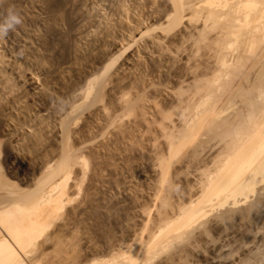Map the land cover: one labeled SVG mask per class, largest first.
I'll return each mask as SVG.
<instances>
[{"label":"bare ground","instance_id":"1","mask_svg":"<svg viewBox=\"0 0 264 264\" xmlns=\"http://www.w3.org/2000/svg\"><path fill=\"white\" fill-rule=\"evenodd\" d=\"M85 1L0 0V23L5 21L10 11L22 18L20 25H17L13 30H9L8 34L3 39H0V264H150L151 258H155L158 255L157 252L162 253L163 250L165 253L166 250L164 249L172 247L168 246L172 239L175 237H180L181 239V237L185 236V232H188V229H192L199 221L206 219L211 211H217L219 207L225 208V206H230L231 204V207L236 208L243 205L246 206L249 203L251 194H256L259 191L258 188L264 186V0H238L235 3L233 7L235 10L232 8L233 11L236 15L240 12L244 13L243 15L241 13V17L244 16V19L240 17L241 25L239 23L237 25L236 23L240 19L238 16L234 17V21H236H233L235 26L231 29V36L233 35L235 39H232L225 46H228L231 50L234 49V52L235 50L239 51L237 52V57H235V54V56L230 54V56L233 55V58L230 57L231 60H229L230 58L227 59V57L223 58L224 60L222 59V68L225 67V71L224 69L222 70L225 76L220 71L218 76L222 75V77H217L219 80H216V85L213 84L215 87L210 84V89L209 85L206 84L211 91L209 95H207L209 91L206 92L207 94L204 93L208 97L204 95V98H207L198 104V106L201 104V111H198L200 110L197 109L199 107L196 108L198 111L196 117L187 128H184L186 130L183 129L181 134L173 135L175 139L171 138L170 135V141L167 138L169 134L168 136L165 134L164 136H167V139H165L164 144L160 143L158 150H154L152 146L154 153L153 151H151L152 153L149 152L151 148L147 144L151 143L150 141L152 140L145 144L153 136L149 137L143 129L142 132L138 128L146 127L147 125L144 120L145 116L140 114L148 104L146 100L141 98V95L137 94L136 99H131L130 101L122 100V102L127 103L119 102L117 107L113 105L114 100L112 99L114 98L106 97L105 92L103 93L105 96H102L103 91L100 92L102 88H100L101 90L98 93L93 92L95 90H93L94 86L88 93L86 92V98H81L82 100L79 98L78 100L74 99L78 89L73 86L72 89L67 90H64V87L62 89L65 91L64 94L61 90L60 92L63 95L59 96L58 94L56 95L58 98H56L51 94L52 92H49L51 89L47 88L48 85L43 82V77L41 76V78L39 73L38 75L35 72L32 73V71L31 74L26 67L24 69V66L7 54L8 50H10L11 53H16V55L17 53L22 56L25 55L28 59H32L36 66L38 65L44 70L46 75L54 79L57 77L58 80L63 78V76H59L58 72L63 69L61 68L63 65H60V69H57L59 67L57 63L63 64L62 61L68 60L71 64V56H74V53L79 50H76V43L82 41H77V38L87 36L84 34L87 29L84 27L85 30L81 26L85 30L83 32L80 27L85 22L84 19L90 16L92 11L89 13L88 8L87 11L86 6L89 4ZM207 2L203 3L204 6H207V4L209 6L210 3L212 4L210 6L213 7V3L216 0H208ZM227 2L229 3L230 1ZM228 3L226 4L228 5ZM221 5L224 10L227 8V5ZM31 9L34 11H30ZM39 11L45 15H41ZM91 16L94 18L93 15ZM98 17L96 16V18ZM91 19L90 17L89 21ZM93 23L95 22H92V25ZM78 24H80V32H77ZM84 26L87 27L85 24ZM222 31L224 32V30ZM218 38L221 39V37ZM222 40L224 41V39ZM216 44L218 45V43ZM220 44L222 46L223 42ZM230 49L225 52H228V56ZM83 51L86 52L85 50ZM224 51H221L223 57ZM111 53V50H107L106 54L109 56ZM76 54L75 58L78 56ZM219 58L221 57L219 56ZM55 60H57L55 64L58 67L53 66L54 64L51 65ZM73 60L76 61V59ZM33 62L30 63L33 65ZM73 62L71 65H73ZM79 62L81 63V61ZM41 69H38L39 72ZM63 70H66L65 67ZM118 76L120 80H117L118 84L115 82L117 85L116 87L114 85L110 94L114 93V95H117L127 85L131 87L127 81L132 77L129 79L130 76H127L129 80L124 81L121 80L120 75ZM45 77L44 81H46ZM48 78L46 79L50 81ZM87 78L90 77L85 79ZM19 79L26 80L24 82L26 85L27 83L33 85L34 92H30L31 94L25 92V88H23L21 83L23 81L20 80L19 83ZM211 82L215 83L214 79ZM199 83H201V80ZM202 85L203 82L200 87ZM242 85L243 88H241ZM24 87L26 86L24 85ZM204 88L206 87H202L201 90ZM237 88L239 90L236 92ZM197 91L199 92V90ZM93 93L98 94L93 99L92 105H98L97 107L94 106V108L96 107L95 109L89 105L91 102L88 103L89 100L94 98ZM158 93H161V91L158 90ZM124 96L123 99L125 98ZM80 97H83V95H80ZM105 97L107 100H112L109 103H111V106H116V109L118 108L121 111V109L125 108L127 112L131 111L139 115L137 122L135 121L136 124L133 123L135 124L133 127L127 123L118 124V119H113L111 115L112 110H107L110 112L109 114L102 107L103 105L97 104L99 101L96 102L99 98L100 100H106ZM79 100L84 102L77 103ZM119 100L121 101V97ZM107 102L105 101L104 107L108 104ZM34 103L37 104V107H40L38 113H33L34 118L37 120L35 122L41 121V123H44L45 120L53 118H58L59 121L63 120L60 123L62 128L58 124H54V128L52 125V128L51 126H46V128H51V131L53 129L55 133L59 132V130L62 131L65 140L76 131L75 127L74 131L71 129V133L70 124H65V116H76L75 113L77 114L82 108L85 111V106H88L86 107L87 109L90 107L93 112L89 116L91 120L89 122L85 120V124H83L82 118L79 121L83 112L77 115L79 118L76 116V119L78 118L79 120L72 119L74 122L76 121L75 125L77 124V127L83 122V126L81 124L80 127L82 126L81 134L84 137H78L84 138L83 141L76 138L77 135L75 136L74 134L76 132L73 133V137L70 136V138L78 140L76 141L78 146L73 140L78 152L76 150L74 153V146L70 144L71 142H68V138V144H66L72 146V152L69 147L66 150L71 153L67 151V154L65 153L66 155H63L61 159H56L60 157V153H57L58 150L54 149L56 146L52 145L51 141H49V144L47 142L45 144L42 143L44 146H39L43 148H39L42 149L40 150L41 153L39 152L40 157L37 154V157L32 155L33 159L29 157L30 160H26L22 167L17 165L24 168L22 172L18 169L20 167L17 168L21 172V175H19L20 172L16 173L14 168L17 167L14 166L17 161L13 160L14 157L19 158V148L25 146V139L35 136L34 139H31H38L36 141L39 142V139L43 138L44 135L46 136L47 132L40 134L37 127H34L35 129L27 127L28 129H26L25 123H22L21 117H23V114L29 113L27 111ZM122 104H124L123 108L119 109ZM108 105L107 107H110ZM234 108L238 110L239 119L231 121L233 117L228 113L232 110V112L236 111ZM116 112L119 114L117 110ZM27 117L25 116V122ZM98 118H102L101 122ZM236 121L238 122L236 123ZM32 122L34 124V121ZM39 124L37 123V125ZM45 124L43 127V124L39 126L45 129ZM225 124L232 126L233 129L220 132ZM32 125L30 124V126ZM72 125H74L73 122ZM92 125H95L94 127H97L98 131H94L95 129H92ZM79 128L77 129L80 130ZM53 132H51L52 135ZM216 132H219L220 135ZM212 133H214V137L211 135ZM148 134L151 133L148 132ZM207 135H210L209 138L212 142H215L214 148L218 146V143H223L220 144L222 145L221 148L215 152L212 159L206 160L209 162V166H204L202 169L208 168L205 169L207 171L203 176H198L200 174L198 173L199 169L197 170L198 174L194 171L197 174L195 177H199L196 181L197 183H193L194 180L193 182L190 181L186 190L185 188L182 190L185 187L182 185L181 190L178 188L179 186H176L177 188L173 186L175 189L172 188L170 193L167 192L172 187V184H175L172 178H180L177 166H180L183 161L188 159L191 154L190 151L197 149V145ZM54 140L56 139L53 137ZM27 142L28 145L25 147L29 149L32 147L29 146L31 141ZM37 143L35 142L34 144L33 142L36 147ZM33 148L30 151L35 153L38 148L37 150L34 148L36 151ZM21 149L20 151L25 150V148ZM59 149H63V147ZM33 156H35V159ZM76 159L81 163L78 164L84 165L87 167L85 169L89 171L86 175L88 176L86 177L88 182L83 179V183H86L85 186H83L85 183L83 184L77 177V172H74L75 168L79 167H77L78 161ZM23 161L25 160H22L21 163ZM206 161L205 165L208 163ZM12 166L16 175L14 176L12 172L15 178L12 175L10 176L16 180L10 179L5 174L10 170L8 171L4 168L9 169ZM146 169L150 171V173L148 172L149 174H147ZM182 169L184 170V168ZM181 170L179 171L181 172ZM79 172L80 174H78L81 175V171ZM39 178L43 179L37 182ZM179 178L176 181L178 180L179 182ZM135 179L138 181L135 182ZM148 179L150 184L154 182V192H151L152 195L148 194L150 195L148 196L150 200H144L142 203V198L145 197V188L153 185L148 183L147 187H143ZM134 182L135 184L137 183L136 186ZM170 182H172L171 186ZM191 182L193 184H190ZM29 183L35 186L36 189H33ZM176 184H182V182H176ZM262 190H264V187ZM165 192L168 194L166 193V195ZM165 196H167L166 199L164 198ZM159 200L166 201L163 203L161 201V204L164 205H159L157 203ZM153 208L158 210L157 214H155L156 211ZM137 218H140L138 220L140 223H138ZM134 222L136 223L134 224ZM120 234L121 236L125 234L124 239L122 238L123 243L120 241ZM173 244L170 243L169 245ZM153 260L155 261V259ZM168 260L170 261V259ZM168 260H166L167 263L166 261L164 262L168 264ZM160 262V264L164 263Z\"/></svg>","mask_w":264,"mask_h":264},{"label":"rangeland","instance_id":"2","mask_svg":"<svg viewBox=\"0 0 264 264\" xmlns=\"http://www.w3.org/2000/svg\"><path fill=\"white\" fill-rule=\"evenodd\" d=\"M86 1H87V4H89L86 6V9L87 8L89 9V13L91 10L92 11L90 13V16H88L89 18L87 17L84 19V21L86 22V20H87V22L85 23L84 21H81V22H84V23H82L83 25L78 24V27H77L78 29L77 28L76 29H77V32H80L81 30H83V32H84L87 29L85 32L88 34L84 33L87 36H81V37L77 38V41H80V40H82V41L84 40V41L78 42L79 44L76 43V50H78V49L79 50L74 53V56L76 53H77L76 55H78L76 58L73 55L70 58V59H72L71 64L74 61L73 65H71L68 60L65 62L62 61L63 64H59V62H58L57 65L59 67L55 64L57 62V60L53 61L54 63H52V64L50 63L51 65L54 64L53 66H57L58 67L57 69H60V65L61 66L63 65L65 67L66 70H63L64 67L62 66L61 68H63V69L58 71L60 74L59 76L60 77L63 76V78H60L58 76L60 78V80H58L57 77H55L56 79H54V78H51L50 76L46 75L44 73L45 72L44 70H42L37 65L39 67L38 68L32 59L29 58L30 59V61H29L28 57H25V55H23L24 57L21 54L19 55V53H17V55H16V53H11L10 50H8L10 52V54H9V52L7 54H8V56H11L12 59L17 61L20 65L24 66L23 67L24 69L26 67V69L30 73L32 71H33L32 73H34V72L37 74L39 73L40 75L39 74L38 75L40 77L41 76L43 77V78L41 77L43 79V82L45 84H47L48 86L49 85L51 86V87L47 86V88L51 89L50 91L49 90L48 91L50 93L52 92L51 94H53L54 97H56V95H58V94H59V96H62L65 92L64 90L72 89L73 86H75L74 88L78 89L77 93H79L81 96L83 95V97H80L79 94L77 96V93H76V96L74 99L78 100V98H79L80 100H82L84 97L86 98L87 93L89 92L90 89H92V86H94L93 90L94 89L95 90L93 92L98 93V91L101 90L100 88H102V90L100 91V92L103 91L102 96L105 94V95H107L106 97H108V98H114V99H112V100H114L113 105H116L118 107L119 102L123 103L124 101H130L131 99L132 100L136 99L137 94L139 96L141 95V98L146 100L147 104H148L147 107L145 108V110H143V112L140 114V115L143 114L145 116V117L144 116H142V117L145 118V119L144 118L143 119L145 120L147 125H146V127H138V128H140V130L142 132L144 130L149 137L153 136L151 138L148 137L149 140L146 141L145 144L147 142H149L150 140H152V141H150L151 143H147V144H149V147L151 148L150 151H149V149H148V151L149 152L153 151V153H154L155 152L154 150L159 149L158 147H160L161 142H162L161 144H164V142L166 141L165 139H167V138H169V140L171 141V138L173 137L174 134H176V135L181 134L183 132V129L187 128L189 126L191 121L198 114V111L200 112L202 109L200 107L201 104H200V106H198V104L202 103L208 97L207 95L210 94V91H211L210 90L211 89L210 84H212V86L215 87L216 82H217L216 80H219V78L217 79V77L221 78L222 75L225 76V73L222 70V69H224V71H225V67L222 68L223 67V65H222L223 60L226 57H227V59H229L230 57L233 58L234 54L236 55V56L235 55L234 56L237 57V55H238L237 52H239L237 50H235V52H234L233 51L234 49L231 50L228 46H225V45H227L228 42L232 41V39L233 40L235 39V37H233V35L231 36V33H232L231 29L233 26H235L234 22L236 21V20L234 21V19L236 18V16H238L240 19L239 20L240 22L237 21L236 24L238 25V23H239L241 25V18L244 19V16L243 17H241V16L244 13L240 12V13H238L239 15L238 14L236 15L235 12L233 11V9H234L233 7L235 6V3L238 0H233V1L227 0V1H230L229 3L225 0H218V1L216 0V2L213 3L214 4L213 7L210 6V5H212L210 3H209V6H208V4H207V6L206 5L204 6L205 2L208 3L207 2L208 0H86ZM220 3L225 4L224 6H226L227 5L226 3H228V5H230V6L227 5V8H225V10H224L223 6ZM88 9H87V11H88ZM32 10L33 9H31L30 11H32ZM210 10H212V11H210ZM40 13L43 16L45 15L42 12H40ZM89 13H88V15H89ZM241 13H242V15H241ZM98 14L100 15L99 17H98ZM91 15H93L94 18ZM95 15L98 18H96ZM225 15H226L227 20L225 19ZM90 17L93 19V21H92V19H91V21H89ZM220 17H221V20H220ZM223 18H224V20H223ZM94 19H95V21H94ZM97 20H99V21H97ZM81 22H79V23H81ZM92 22H95V23H93L94 26L92 25ZM98 23H99V25H98ZM84 24L87 25V27L84 26ZM95 24H97L98 26ZM79 25H80V27L82 26L83 28L85 27L86 29L84 28L85 29L84 30L81 27V30H80ZM67 29L69 30V28H67ZM97 29L99 30V32ZM92 30H93V32H92ZM222 30H224L225 33ZM218 37H221V39ZM79 38H81V39H79ZM222 39H224V41ZM77 41H75V42H77ZM218 41L223 42L222 46L220 44L221 42H218ZM88 42H89V44H88ZM224 42H226V43H224ZM216 43H218V45ZM78 45L81 47H79ZM219 48H221V49H219ZM225 49H226V51H228V49H230L229 56H228V52L225 53L226 52V51H224ZM83 50H85L88 54L86 52H84ZM107 50H111V52H112L111 55L108 56V54H106ZM79 51H80V53H79ZM221 51L222 52L224 51V57H223V54ZM11 54H13V55H11ZM230 54H233V55L230 56ZM84 55L86 56V58ZM87 56H88V58H87ZM219 56L221 58H219ZM104 58H105V60H104ZM231 58L229 60H231ZM73 59H76V61ZM79 61H81V63ZM82 61L85 63L83 64ZM30 62H33V65L35 68L32 67L33 65ZM64 63H66V64H64ZM76 64L79 66H77ZM36 67H37V69H36ZM98 67H100V68H98ZM38 69H41V71L39 72ZM220 71H222L224 74H222L221 76H218V73ZM63 73H65V74H63ZM123 73H125V74L123 75ZM87 75H89V76H87ZM118 75H120L121 80H124V81L129 80L132 77L129 81H127V82H129V85H131V87L127 85V87H129V88L125 87L127 89L124 88V90H121L120 92L121 93L123 92V94H121V93L120 94L118 93L117 95H114V93L110 94V91L113 90L114 85L116 87V85L118 84L117 80L118 81L120 80L119 79L120 77ZM219 75H220V73H219ZM45 76H48L50 78L45 77ZM125 76H126V78H125ZM127 76L128 77L130 76L129 79ZM44 77H45L46 81H44ZM86 77H90V78H87L88 79L87 80V79H85ZM46 78L50 79V81H48ZM212 79H214L215 83L211 82ZM20 80L23 81V79H19V81H18L19 83H20ZM55 80H58V81H55ZM200 80H201V83H199ZM25 81L21 82L23 85V88H25L24 89L25 92H27L28 94H31L32 92H34L33 91L34 86L27 83V82H26L27 83V85H26L24 83ZM202 82H203V85L200 87V84H202ZM204 83H205V86H204ZM142 84H144V85H142ZM195 84H196V86H195ZM206 84L209 85L208 87H210V89L207 87ZM213 84H215V85H213ZM24 85L26 87H24ZM217 85H219V84L217 83ZM100 86H102V87H100ZM140 86H142L143 88ZM64 87H65V89H64ZM68 87H70V88H68ZM137 87H139V89H137ZM195 87H197V88H195ZM202 87H206L209 90L206 88L201 90ZM140 88H141V90H140ZM241 88H243V85L241 86ZM62 89H64V90H62ZM158 90H160L161 93H158ZM197 90H199V92ZM237 90H239V88L236 89V92H237ZM60 91L63 92V94ZM208 91H209V93L207 94L206 92H208ZM100 92H99V94H101ZM204 93H206L207 95ZM124 94H125V96H124ZM97 95L98 94L93 93L94 98H92L88 102V103L91 102L89 105L91 107L93 106L92 107L93 109H95L98 106V105L97 106L92 105L93 99H95L96 98L95 96H97ZM201 95H203V96H201ZM204 95L207 97L204 98ZM110 96H114V97H110ZM123 96L125 97L124 99H123ZM106 97H105V99H106ZM120 97H121V101L119 100ZM56 98H58V97H56ZM126 99H128V100H126ZM80 100L77 103H83L84 102V101H80ZM103 100H100V98H99V99H97L96 102L99 101L97 104H99L100 106L103 105L102 107L105 108L106 111L112 110L111 115L113 116V119H118L117 120L119 122L118 124L127 123L131 127H133L136 124V122H137L136 120L139 118V115H136V113L134 114L131 111L127 112V109L123 108L124 104H122V107H119V109L123 108V110L121 109V111H120V110H118V108L117 109L115 108L116 106H113V105L111 106V103H109V102H112V100L106 99V100H104V102H103ZM115 100H119V101L116 102ZM122 100H124V101L122 102ZM105 101L106 102L108 101L107 103L110 105H108V104L107 105L110 107H107V105L104 107V104H106ZM96 102H95V104H96ZM100 103H102V104H100ZM34 104H32V106ZM195 105H197V106H195ZM32 106L27 111L29 113H27L26 115L23 114V117H21L22 123L23 124L25 123L24 125H25L26 129H28L27 127H32L31 129H35L34 127H37V129L39 128L40 134H43L47 131L46 136L47 135L48 136L46 137L44 135L43 138L41 137L42 138L41 139L40 138L41 135H40L39 136V138H40L39 142L36 141L38 139L33 140L35 136L29 137L28 138L29 140L25 139V141H24L25 146L28 145L27 141H29V142L31 141L29 143V146L36 148V150L38 148V150H37L38 153L34 148L33 149L36 152L32 153L30 151V149H32V147L29 149L27 147V149H26L25 146H23V147L21 146L20 148H22V149L25 148V150L23 149V151H20V148H19V150H18V155H19L18 157L19 158H16V157L13 158V160H16L19 163L17 164V162H16V165H14V166L21 165V167H22L23 164L26 162V160H30V158L33 159L32 155L36 156V154H37L39 156V154L41 153L40 150H42L43 149L42 147L44 146L42 143L45 144L47 142L49 144V141H51L50 143H52V145L54 144V146H56L54 149L56 151L58 150L57 153H60V157L57 156L59 158H56V159H61V157L63 155L67 154V151L72 152L73 148H72V146H70V144L74 146L75 150H73V151L75 153V151L77 150L76 149L77 147H75L76 146L75 144H77L76 141H78L77 139H79L80 141H83V139H84V138L82 139V137H84V136H83V134H81V129H82L81 127L83 126V124H85V120H87L88 122L91 120V119H89L91 112H93L91 110V108L89 107L87 109L86 107H88V106H85L84 107L85 111L82 110L83 109L82 108L81 109L82 111L80 110L77 112V114L75 113V115L77 116L78 114H80V112H83V113H81L82 116H80V118H79V116H77L80 120L78 118L76 119V116H73V115L68 116V117L65 116L66 117V118L64 117L65 119L63 118L65 121V124H70L71 133H72V130L74 131V128L76 127L75 128L76 131H74L76 133H74V132L73 133L75 134V136L77 135L76 136L77 139L76 138H73V139L70 138V136L73 137L74 134L72 133L73 134L72 135L69 133L70 135L68 136V138H69L68 142H71V143L69 145H67L68 144V142H67L68 138L66 140L64 139L65 136L62 133V131L59 130V132L57 131L56 133H55V131L53 132V129L51 131L52 126H53V128L55 126L54 124H56V125L58 124L59 126L61 125V128H62V124H60V123L63 120L59 121L58 118H53V119H49L51 121L47 120L49 123L45 120L46 124L44 121H43L44 123H41V121L35 122L36 119L34 118L33 113H35V112L38 113L40 110V107L39 106L37 107V104H35L33 107ZM94 106H96V107L94 108ZM112 107L114 109H116L119 112V114ZM197 107H199V108H197ZM108 108H112V109H108ZM196 108L197 109L201 108V109L197 111ZM237 108H238V106H237ZM237 108H234V109H236V111L232 112L233 111L232 110L228 113L229 115H231L233 117L231 121H234L235 119H239L238 114H237V111H238ZM30 110H31V112H30ZM89 110H91V111L89 112ZM113 110H114V114H113ZM191 110H193V111H191ZM109 111H107V112H109ZM88 113H89V115H88ZM109 114H110V112H109ZM27 115H28V117H27ZM114 115H115V117H114ZM25 116L27 117L26 118L27 123L25 122ZM72 117H74V118H72ZM119 117H121V118H119ZM244 117H246V116L244 115ZM81 118H82V121H84V123L81 122V124L83 123L82 126L80 127L81 124L80 125L78 124L79 126L77 127L76 126L77 124L75 125V123L77 120L81 121ZM72 119L73 120L75 119L76 121L74 122ZM98 119H100L99 121L101 122L102 118H98ZM32 121H34V124ZM99 121L97 120L98 123H99ZM72 122L74 123V125H72ZM102 122H103V120H102ZM237 122L238 121H236V123ZM37 123L38 124L40 123L39 124L40 126L43 124L42 127L45 124V129H43L42 127L37 125ZM78 123H80V122H78ZM133 123H135V124H133ZM26 124H29V125H26ZM30 124L31 125L33 124V125L30 126ZM186 124H188V125H186ZM46 126H49V127L51 126V128L50 129H49V127L46 128ZM94 126L95 125H92V129L93 130L95 129L94 131H98V128L94 127ZM40 128H41V130H40ZM77 128H79L80 130H78ZM96 128H97V130H96ZM145 128H147V129H145ZM42 129H43V131H42ZM176 129H177V131H176ZM228 129L232 130L233 128H232V126L225 124L222 127L220 132H222V131L226 132ZM29 130H30V128H29ZM184 130H186V129H184ZM51 132H53V135ZM148 132L151 134H148ZM216 133L220 135L219 132H216ZM165 134H167V136L169 134V137L166 136L167 137L166 138L164 136ZM170 135H171V138H170ZM211 135L213 136L214 133H212ZM55 136H58L59 138L55 137ZM80 136H82V137L78 138ZM209 136L208 135L204 136L203 139L201 140V142L199 143V145H197V149H195V150L192 149L190 151L191 154L188 156V159H186V161H183V163L181 164V165H183L182 167H181V165L177 166L178 172H179L178 174L180 175V178L179 177L172 178V179H174L173 182H175V184L174 183L172 184V187H170V190L168 189L169 188L168 187L167 192L170 193L172 188L173 189L177 188L176 186H179L178 188H180V190L182 189L181 187L185 186V187H183L182 190H184V188L186 190V188L188 187V183L190 181L193 182V180H194L193 183H197L196 181L199 178L198 176L204 175V173L207 171L205 169H208V168H204V169H202V168L204 166H206V167L209 166L208 161L211 160L212 156L215 154V152L221 148L222 145H220V144H223V143H220V144L218 143V146L214 148L215 142H212V140L209 138ZM53 137L56 140L53 141ZM31 138H33V139H31ZM45 138H47V139H45ZM152 138L155 140L153 141ZM161 139H163V140H161ZM32 140H33L34 144H35V142L36 143L38 142L37 147L33 144ZM40 140H41V142H40ZM73 140L75 141V144H74ZM62 141H63V143H62ZM152 142L154 145L152 144ZM210 142H212V143H210ZM38 144H40V145H38ZM39 146H42V147H39ZM77 146H78V144H77ZM152 146H153L154 150L152 149ZM154 146H155V148H154ZM62 147H63V149H59ZM69 147H70V149H69ZM39 148H42V149H39ZM66 149H69L70 151L66 150ZM76 152H78V150ZM61 153H63V154L61 155ZM25 155H27V156L25 157ZM35 156H33L34 159H35ZM22 160H25V161H23V163H21ZM76 160L78 161L77 167L78 166L79 167L77 168L78 170L75 168L74 172L75 173L77 172L76 173L78 175L77 177L79 178V180L82 181V183H83V179H86V181L88 182V178H86L88 176H86V175H87V173H89V171L87 169H85L87 167H85L84 165H80L81 164L80 161L78 159H76ZM206 160H208V161H206ZM56 161L58 162V160H56ZM205 161L208 162L206 165L204 164ZM78 163H80V164H78ZM184 164L186 167L184 166ZM55 165H57V164H55ZM18 167H20V166L14 167L16 170L13 168V166L10 167L11 169L10 168L9 169L4 168L8 171L10 170L9 172L5 173L7 175V177H9L10 179L13 180L15 178L14 176L16 175L13 172V170H15L16 173L20 172L17 170ZM21 167L18 169L21 170V172H22V169H24V168H21ZM181 168H184V170L182 169L183 170L182 171ZM83 169H84V172H83ZM85 170H87V171L85 172ZM179 170H181V172ZM197 170H198V173H200V174L197 173ZM79 171H81V175H79L80 174ZM146 171H147V174L150 173L149 170L146 169ZM194 171L198 174L197 177H195L197 174ZM21 172L19 173V175H21ZM190 173H192L191 174L192 176L190 175ZM194 173H195V175H194ZM76 174H74V175H76ZM178 174L176 173L177 176H179ZM10 175H12L14 178ZM193 175H194V177H193ZM178 178L182 182V184H176V182L180 183V181L179 182H178V180L176 181V179H178ZM41 179H43V178L37 179V182H38V180H41ZM14 180H16V179H14ZM136 181H138V180L135 179V182ZM148 181H149V179L146 180V184L143 186L144 188L150 182V181L149 182ZM135 182H134V184H135ZM192 182L190 184H193ZM171 183L172 182L169 183L170 186H171ZM136 184H135V186H136ZM152 184H150V185H152L153 187L148 186L150 191H148L149 190L148 188H145V190L143 188V190L145 191V197H144L145 199L142 198V203L144 200H147V201L150 200V198H148V196L152 195L151 192H154V189H153L154 188V182H152ZM85 185H86V183L83 186H85ZM173 186H175V188ZM31 187H33V189L34 188L36 189V187L33 185H31ZM150 187L152 188V191H151ZM263 187L264 186H262V187L260 186V188H258L259 191H257V193H256L257 195L251 194V196H250L251 198L249 200V203L246 206L243 205V206H239L238 208H236V207H231V205H232L231 204L230 206L229 205L225 206V208L223 207L224 209L219 207V209H217V211L216 210L211 211L210 215L206 219L201 220V222L199 221L200 223L198 222V224H195L192 229L191 228L188 229V232L187 233L185 232V234H184L185 236L181 237V239H180V237H175L174 239H172L173 241L171 240L170 243L171 244L174 243V244L173 245H169L170 243L168 244V246H172V247H167V249H164V250H166L165 253L163 250H162V253L159 252L160 254H164V255L161 256L157 252L158 255L155 254L156 255L155 258L154 257L151 258L152 260H150V264L153 262H154L153 264H155V263L160 264L161 263L160 261H162V263H163L164 261H166L168 259H170V261L168 260L169 261L168 264H264L263 263L264 262V190H262ZM167 192H165V194ZM148 194H150V195H148ZM166 197L167 196H165L164 198L166 199ZM161 201L163 203L166 200L165 201L161 200ZM161 201L159 200L157 203L160 205ZM161 205H164V204H161ZM153 209H155V208H153ZM154 211H156V213L155 212L154 213L157 214L158 210L155 209ZM138 220H140V218H137V221ZM136 222H134V224ZM138 223H140V221H138ZM120 236H121V234H120ZM123 237H125V234H123L120 237V241H122V243L124 242ZM182 238H184V239H182ZM175 241H176V243H175ZM181 252H183V253H181ZM153 259H155V261ZM182 261H183V263H182ZM166 263H167V261H166Z\"/></svg>","mask_w":264,"mask_h":264},{"label":"clouds","instance_id":"3","mask_svg":"<svg viewBox=\"0 0 264 264\" xmlns=\"http://www.w3.org/2000/svg\"><path fill=\"white\" fill-rule=\"evenodd\" d=\"M21 23L22 18L18 14L10 11L5 21L0 23V39H3L8 34L9 30H13Z\"/></svg>","mask_w":264,"mask_h":264}]
</instances>
